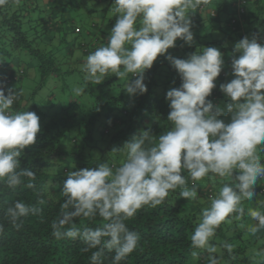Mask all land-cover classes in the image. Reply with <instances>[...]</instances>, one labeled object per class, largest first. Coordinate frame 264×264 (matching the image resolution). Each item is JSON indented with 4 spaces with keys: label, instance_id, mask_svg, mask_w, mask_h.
Listing matches in <instances>:
<instances>
[{
    "label": "clouds",
    "instance_id": "obj_1",
    "mask_svg": "<svg viewBox=\"0 0 264 264\" xmlns=\"http://www.w3.org/2000/svg\"><path fill=\"white\" fill-rule=\"evenodd\" d=\"M7 4L9 0H0V7ZM207 4L208 0H112L110 17L115 22L106 43L80 65L84 84L74 87L77 96L87 84H101L110 76L125 82L129 97L143 95L144 74L158 56L168 61L181 81L166 91L169 112L162 133L155 134L148 124L122 146L113 147L111 161L68 171L57 185L64 200L50 225L51 235L56 240H80L81 251L91 252L90 264L106 260L122 264L141 241L126 221L145 206L165 204L173 194L200 201L198 190L206 178L218 180L220 187L207 198L191 231L193 258L199 259L197 250H202L207 264H228L226 250L235 259L232 243L225 240L218 247L211 241L222 224L237 221L245 228V215L254 222L247 226L250 234L264 231V204L245 203L257 195V182L264 179V42L253 34L235 43L230 59L233 78L219 84L223 105L209 99L225 68L224 54L217 47H198L186 58L168 52L178 39L193 43L190 14ZM17 99L15 88L6 94L0 84V194L18 187L36 189V172L21 168L20 158L26 147L37 143L40 118L32 111L13 110ZM117 155L122 157L118 163ZM44 203L43 198L37 201ZM41 211L35 204L14 201L0 218V235L4 220L19 231L23 218ZM77 218H100L102 223L78 227ZM252 259L253 264H264V248L254 249Z\"/></svg>",
    "mask_w": 264,
    "mask_h": 264
},
{
    "label": "trees",
    "instance_id": "obj_2",
    "mask_svg": "<svg viewBox=\"0 0 264 264\" xmlns=\"http://www.w3.org/2000/svg\"><path fill=\"white\" fill-rule=\"evenodd\" d=\"M51 1L53 7L49 5L46 10L40 7L39 0H20L19 3L9 0V4L0 7V84L6 94L9 88H15L18 99L13 104V110L35 112L40 118L41 127L37 143L26 147L20 158L21 168L36 172V189H5L0 194V218L4 209L16 200L35 204L42 210L39 215L23 218L24 226L19 231L4 220L5 231L0 235V264H90L91 252L81 251L84 245L80 240H56L51 235L50 225L59 215L64 200L57 186L66 178L64 170L68 172L76 168L94 167L91 164V151H88L95 148L93 146L98 141H106V150L120 147L148 124H151L155 134L162 133L167 127L169 112L166 91L179 87L181 83L168 61L158 56L152 68L144 74L147 92L143 95L129 97L123 89L124 84L121 85L117 77L110 76L101 84L86 85L84 93L88 101L84 104L71 95L59 102L51 92L40 103L36 102L39 91L50 84L67 82L76 76L77 82L84 84L80 65L97 46L106 43L108 31L115 22V17H110L112 0H102L104 5L99 9H95V4L100 0H92L93 4L86 2L88 13L95 14L98 20H93L91 24V35L81 37L80 33L75 32L80 25H76L73 18L67 15L70 3ZM216 1L208 0L207 6L202 5L190 14L193 43L188 45L178 39L176 47L168 52L177 58H186L198 47H217L224 54L225 68L217 78V88L209 99L214 104L223 105L225 97L219 91V84L233 78L231 53L235 43L242 38V25L253 30L251 36L255 34L264 42V2ZM210 2L212 6L209 9ZM240 6L243 14H238ZM24 61L33 65L38 75L36 85L28 94L24 90L22 93L13 84L22 78V70L14 74L5 73L11 65L23 68ZM25 92L30 96L26 100L23 98ZM51 106L52 109H49ZM94 132L98 133V140L94 138ZM64 142L70 145L69 149L63 148ZM87 144L92 145L89 150ZM100 152L103 154V151ZM63 159H71L75 168H61L58 162ZM205 187L211 190L204 191ZM219 187L218 180L206 178L199 195L206 194L207 199ZM255 192L257 195L252 201L245 203L259 207L264 204V179L258 180ZM41 198L45 201L43 205L37 204ZM207 203L208 199L204 205H193L173 194L165 204L156 208L145 206L138 210L126 223L140 234L141 241L122 264H207L206 254L197 250L201 251V256L199 259L193 258L190 246V234L196 218ZM75 222L78 227H96L102 223L100 218L92 221L77 218ZM242 222L245 228L239 227L241 222L237 221L231 225L222 224L211 241L218 247L225 240L234 245L232 255L235 259H230L224 251V260L228 264H253V254L250 257L248 248L254 246L257 240L247 231V226L254 222L247 215ZM105 264H108L107 260Z\"/></svg>",
    "mask_w": 264,
    "mask_h": 264
},
{
    "label": "rangeland",
    "instance_id": "obj_3",
    "mask_svg": "<svg viewBox=\"0 0 264 264\" xmlns=\"http://www.w3.org/2000/svg\"><path fill=\"white\" fill-rule=\"evenodd\" d=\"M61 1H63L66 4L70 3L69 11H68L67 15L69 17L73 18L76 25L82 24L84 27H86L87 23H89V22H87L89 20V15H85V12L88 10V7L85 3L87 2L88 4H93L92 0H61ZM103 4L104 3L102 1H100V3H98V1H97L95 6H97V8H100L103 6ZM85 16L87 17L86 19H85ZM93 17L95 18L96 15L94 14ZM73 37H74V35H72V38ZM33 68H34L33 65H30V64L28 65L26 63V61L23 62V69H25L27 72L31 73ZM76 78H77V76L73 80H69L67 82H57V84H55V85H53V84L48 85L47 87H45L44 89H42L40 91L39 95L36 98L37 99L36 102L40 103L44 99L43 97L48 96V94L51 92L54 94V96L56 97V99L59 102H61V99L67 100L69 95H71L72 97H75V99H79L83 104L86 103L88 101V96L85 93H83L80 96H77L73 91L74 87L82 85V82H77ZM78 79H79V77H78ZM37 81H38V75L36 73V80L31 83L32 85H29V86L34 87V85H36ZM119 83L122 85L125 82L119 80ZM65 85H67V88H65ZM70 90H72V91L70 92ZM49 109H52V106L49 107ZM101 123H104V121H102ZM100 125H98V127ZM93 134H94V138L98 140V133L94 132ZM82 136H83V134H82ZM66 145L67 144L64 142L63 143L64 149H65ZM90 147H92L91 144L88 145V150ZM93 147H95V148H92L91 150L88 151L89 153L91 151L90 155H91V159H92V162H91L92 166H95V164L104 162V160H106V159H109L110 161L112 160V153H110L111 149L109 148V150H106L107 144H106L105 140L96 142V146H93ZM100 151H103V154ZM115 159H116L117 163L120 160V158L118 156H116ZM58 165L61 168L62 167L70 168V167H72V160L71 159H63V160L58 162ZM198 195H199V193H198ZM258 234L262 235V233L260 232L254 236H256V238H258L259 237ZM254 239H255V237H254Z\"/></svg>",
    "mask_w": 264,
    "mask_h": 264
},
{
    "label": "crops",
    "instance_id": "obj_4",
    "mask_svg": "<svg viewBox=\"0 0 264 264\" xmlns=\"http://www.w3.org/2000/svg\"><path fill=\"white\" fill-rule=\"evenodd\" d=\"M40 1V7L43 9V10H46V9H48V6L50 5V7H53V2L51 1V0H39ZM100 1H102V0H100ZM100 1H99V3H100ZM254 0H252V2H253ZM217 1L215 0V3H216ZM259 2H261V3H263L264 2V0H260ZM211 4V5H210ZM210 4H209V6H208V8L210 9L211 7L210 6H212V3L210 2ZM264 4V3H263ZM104 5V4H103ZM95 7H97V6H95ZM95 9H99V8H95ZM251 10V7L249 8V11ZM87 12V15H89V20L87 21V22H89V23H87V26L86 27H84L82 24L80 25V27L78 28V30L77 31H75L76 33L78 32V33H80V36L82 37V36H84V35H87V36H90L91 35V33L93 32V29L91 28V26H93V25H91L92 24V22H93V20H95L94 22H96L98 19H95L94 17H93V14H89L88 13V10L86 11ZM85 12V13H86ZM98 17V16H97ZM87 17L85 16V19H86ZM99 18V17H98ZM205 18V17H204ZM193 19V18H192ZM80 30V31H79ZM249 29H247L246 27H244L243 25H242V33H241V36L242 37H244V36H248V37H250L251 38V34L253 33V30H249ZM91 32V33H90ZM69 33H67V36H69L68 35ZM263 35H264V32H263ZM19 70H22L23 71V75H22V78H19V80L18 81H16V82H14L13 84H14V87H19L21 90H22V93H23V90L24 91H26L27 92V94L29 93V91L33 88V87H30L29 85H32L31 83L33 82V81H35L36 80V72H35V69L33 68L32 69V71H31V73H29V72H27L25 69H23V68H19V67H17L16 65H11V66H9L8 68H7V70H6V72L5 73H7V74H14V73H17ZM29 78V79H28ZM12 84V85H13ZM35 86V85H34ZM26 92H25V94H26ZM39 93H40V91H39ZM39 93L37 94V96L39 95ZM25 94H23V98L26 100V99H28V98H30V96L28 95L27 96V94L25 95ZM37 96H36V98H37ZM66 147L65 148H67V149H69L70 148V145L66 142ZM207 187H205L204 188V191H208V190H211V189H206ZM201 189V188H200ZM199 189V190H200ZM203 189V188H202ZM206 189V190H205ZM198 190V193L200 192ZM200 196V201H189L190 203H193V205H196L197 203H199V205H204L206 202H207V199H206V194H203L202 193V195H199ZM262 233V235H259V237L258 238H256L255 237V240H257V243L254 245V246H250L249 248H248V252H250L249 254H250V257L252 256L251 254H253V250L254 249H256V250H258V249H260V248H264V231H262L261 232ZM254 236V235H253Z\"/></svg>",
    "mask_w": 264,
    "mask_h": 264
},
{
    "label": "built area",
    "instance_id": "obj_5",
    "mask_svg": "<svg viewBox=\"0 0 264 264\" xmlns=\"http://www.w3.org/2000/svg\"><path fill=\"white\" fill-rule=\"evenodd\" d=\"M239 4H240V3H239ZM240 7H241V6H240ZM243 12H244V11H243V8H242V7L239 8V10H238V14H243ZM66 172H67V171L64 170V173H66ZM210 195H212V194H210ZM210 195H209V196H210ZM209 196H208V197H209Z\"/></svg>",
    "mask_w": 264,
    "mask_h": 264
}]
</instances>
